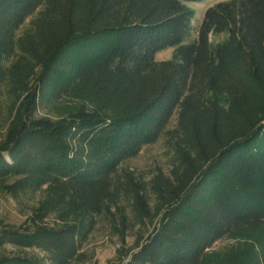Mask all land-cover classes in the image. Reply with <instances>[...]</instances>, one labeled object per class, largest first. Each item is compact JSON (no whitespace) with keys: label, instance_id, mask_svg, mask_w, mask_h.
I'll use <instances>...</instances> for the list:
<instances>
[{"label":"trees","instance_id":"1","mask_svg":"<svg viewBox=\"0 0 264 264\" xmlns=\"http://www.w3.org/2000/svg\"><path fill=\"white\" fill-rule=\"evenodd\" d=\"M199 1L0 0V191L41 194L0 218V264H85L100 219L111 264H264V0L216 2L193 35ZM163 135L168 172L125 166Z\"/></svg>","mask_w":264,"mask_h":264},{"label":"rangeland","instance_id":"2","mask_svg":"<svg viewBox=\"0 0 264 264\" xmlns=\"http://www.w3.org/2000/svg\"><path fill=\"white\" fill-rule=\"evenodd\" d=\"M219 1L223 0H201L199 2L189 3L196 12L195 19L193 20V35H196L206 9ZM30 19L31 17L26 21L23 28L26 27ZM223 37H217L216 39H222ZM172 53L173 48L165 49L156 55V59H168L172 56ZM44 112L41 111V114ZM176 119V116H174L168 126L169 129L176 125ZM173 159V150L167 143L166 135H163L156 143L144 147L138 156L127 160L125 166L149 179L157 166L162 167L168 172ZM40 195L37 192L33 196H23L18 200L0 191V218L17 225L23 224L31 213L32 206L37 205ZM134 238L132 234L127 237L128 245L133 244ZM253 238L254 235L252 233L246 232L245 234L241 232L233 236L224 237L213 246L212 251L225 253L233 249H244L247 247V244L254 241L255 238ZM120 247L121 243L118 236L111 231L106 221L100 219L96 229L85 245V249L88 250L91 256V259L85 264H111L118 262V249Z\"/></svg>","mask_w":264,"mask_h":264}]
</instances>
